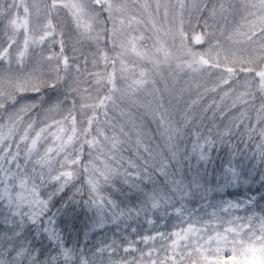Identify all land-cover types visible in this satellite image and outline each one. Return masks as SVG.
<instances>
[{"label": "snow or ice", "instance_id": "obj_1", "mask_svg": "<svg viewBox=\"0 0 264 264\" xmlns=\"http://www.w3.org/2000/svg\"><path fill=\"white\" fill-rule=\"evenodd\" d=\"M186 9L206 13L203 31L191 35L185 31ZM235 10L224 0L211 6L203 0H192L190 6L185 0H177L176 5H161L157 0L154 8L148 0H48L31 8L26 0H0L4 40L0 44L4 65L0 117L7 114L6 123H0V226L5 229L0 232V264H57L59 258L63 264H96V258L105 253L107 264H264V207L249 214L264 194L211 199L213 194L223 195L229 187L247 183L241 178L252 176L257 164L251 161L257 157L264 186V127L259 129L260 143L253 145L256 151L249 156L247 144L243 150L230 146L229 130L204 134L190 127H173L161 104L156 118L168 133L170 155L158 166V175L164 178L160 186L153 174L155 166L150 173L147 160L137 165L120 155L124 143L120 136L128 134L108 119V107L116 106L117 94L131 98L154 85L151 77L162 66L200 73L221 68V59L226 64L231 57L233 63L247 65L239 70L251 74L252 80L245 82L249 91L241 95L254 103L259 93L257 123H264L260 115L264 114V0H244L245 31L237 28L227 35L222 27L217 31V22L226 21ZM142 30L151 35L145 37ZM217 36L228 41V49ZM66 40L71 42V56L66 54ZM197 45L206 46L205 50L195 51ZM238 45L244 46L247 55L237 58L230 51ZM223 70L228 79L221 83L228 84L237 69ZM118 79L126 82L123 90L117 87ZM85 84L90 87H82ZM102 89L106 95H100ZM93 90L95 102L79 106L82 113L88 110L91 115L80 122L85 126L78 127L77 98L92 99ZM26 94L36 99L26 100ZM65 105L67 114H63ZM53 112L61 118L50 119L48 113ZM188 123L185 118L184 124ZM85 146L90 159L81 167ZM144 151L151 156L147 147ZM81 171L87 174L86 187H75ZM70 187L74 190L65 195ZM58 199L59 207L52 212ZM133 199V207L121 208V203ZM197 202H202L199 207L190 206ZM169 208L178 221L174 230L139 235L123 248L128 253L140 251L135 247L138 242L150 245L146 253L140 251L139 262L111 259L116 253L112 244L96 247L91 260L82 249L75 257L64 243L63 233L75 230L78 222L87 237L89 231H102L109 222L117 231H126L129 221L142 215L147 224L155 225L151 214L159 212L163 220L170 215ZM241 210L245 215L235 214ZM53 246L59 255L43 260Z\"/></svg>", "mask_w": 264, "mask_h": 264}, {"label": "trees", "instance_id": "obj_2", "mask_svg": "<svg viewBox=\"0 0 264 264\" xmlns=\"http://www.w3.org/2000/svg\"><path fill=\"white\" fill-rule=\"evenodd\" d=\"M30 8L34 4L35 0H26ZM37 2V1H36ZM48 0H43V4L47 3ZM143 2V0H141ZM205 3L211 4L210 0H206ZM230 3V1H229ZM22 14V10H21ZM241 15H244L242 12ZM66 18V17H64ZM206 18V13H200L196 18H191V26H188V30L191 35L196 31H203V23ZM54 22L57 21V18L54 17ZM212 23V21H209ZM3 28V22L0 21V29ZM59 30V26H58ZM68 31L67 27L64 29ZM246 29L244 28L245 31ZM221 39V43L224 44L227 49L228 46L223 41L222 37L217 36ZM4 40L2 34H0V44H3ZM148 44V43H147ZM104 47V45H101ZM206 46H195V51H204ZM58 51L59 49L56 48ZM90 51H94V47L89 48ZM236 57L239 58L242 54L247 55V52L244 50L243 45L234 46V51ZM66 54L71 56V42L66 40ZM111 54V53H110ZM222 67L217 68H208L209 79L206 80L204 85H198L197 87L185 88L184 85L179 88H175L173 85H169L165 93H162L160 96H156L151 92L150 86L146 89L138 92L136 95L129 97L120 98L117 94L116 96V106L113 107L109 105L108 107V119L112 123L121 125L124 127V131L128 134L125 136H120V139L124 141L120 155L125 158V160H132L137 165H142L143 161L147 160L150 168L149 171L152 173L153 167L157 168V173H153L155 178L160 186H163L164 178L158 175V166L162 159L167 158L170 155L169 147L170 142L167 139L168 133L165 131V127L161 122L156 118L162 111L160 105L163 104V109L167 110V116L171 117V125L173 127L188 128L190 127L192 131H200L204 134H207L208 130L213 132H225L229 130L231 132L230 146H235L240 150L244 149V145L247 144L248 152L246 155H251L256 149L253 145L260 143L259 129L264 127V123H257L258 119V110L260 108L261 100L259 98V93L256 94L255 102H251L250 98L243 96L241 94L246 93L249 89L246 87L245 82L251 81V74H246L239 69L247 65H242L240 63H233L230 57V60L225 64L223 59H221ZM4 65L0 62V69H3ZM118 67V66H117ZM224 67H233L237 69L235 74L229 80L228 84H223L221 81L223 79H228V74L223 70ZM90 70L91 66H89ZM111 69H109L110 71ZM258 70V68H257ZM126 82L119 80L117 81V87L121 90L124 89ZM82 87H90L89 84L82 85ZM253 92H256V89H252ZM176 92V93H175ZM227 93V95H225ZM107 93L102 89L100 95H106ZM82 95H86L82 93ZM92 99H85L81 101L77 98V121L78 127L85 126L80 122L86 119L87 115H91V112L84 110L82 113L79 109L81 103H94L97 93L95 90L91 93ZM47 97V94H46ZM36 96L34 94H26V100H35ZM247 101V102H246ZM69 106H63V114H67V108ZM131 113V116L121 115L120 113ZM99 119L103 121L105 117L102 113H97ZM6 113L0 117V123H6ZM43 114H41L42 117ZM264 115V114H260ZM49 118L60 119L61 116L56 113H48ZM185 118L189 121L188 125L184 124ZM27 120V117L25 118ZM39 126V125H38ZM255 129V131H251ZM111 135V131L106 129ZM139 133V136L137 135ZM185 136L187 132L185 131ZM251 135L252 139L248 140L247 137ZM139 140V144L137 141ZM147 147L151 156L144 151V148ZM89 149L87 146L84 147L83 155L81 156V167L88 163L90 157L88 155ZM95 155V152H93ZM246 163H248L246 161ZM251 163H256L257 167L253 170L252 176L242 177V180H246L247 183H241L234 187H229L223 195L213 194L211 199L222 197V196H242L245 193H255V194H264V186H261L259 177H260V165L258 163V157L256 160L251 161ZM75 170V169H72ZM169 177L168 179H171ZM179 179V177H176ZM211 179V176L209 177ZM87 174L83 171L80 172L79 179L74 181L75 187L85 186L86 187ZM49 190L50 187H49ZM74 190L73 187H70L66 190L65 195L71 194ZM41 195H44L42 190ZM118 203L121 201V197H114ZM79 199V197H77ZM136 201H126L121 203V208L133 207ZM202 203V202H197ZM194 203V204H197ZM258 203H264V200H259ZM54 205L51 208L52 212H56V209L59 207V199L54 202ZM193 205V204H191ZM179 206V204H177ZM260 212L261 206L256 207L255 209H250L251 211ZM168 212L173 211L172 208L167 209ZM236 215H245V212L238 213ZM160 213L156 212L151 214L150 218L157 219L158 221H164L166 223V229L169 231L174 230V225L177 224V218L173 215L165 217L163 220L159 218ZM58 223H60L58 221ZM129 229L117 231V228L109 226L104 228L102 231H89L87 237L83 235L81 231L79 222L75 230H66L64 235V243L66 246L74 250L75 257H79L81 252L79 249L83 250L84 256L88 257L90 260L92 258V253L96 250V247L103 246L106 244H112L116 248V252L112 255L111 259L119 260V257L122 256L123 248L127 245L128 241L136 238L141 235L144 231L146 222L143 215L135 220L129 221ZM63 224L61 223V227ZM135 227L137 231L133 233L131 228ZM5 231V229L0 226V232ZM87 240V243H85ZM115 241V244H113ZM158 246V244H157ZM160 248V247H159ZM227 254V253H226ZM49 255H59L53 249L46 250L44 253L43 260H46ZM163 256V253H160ZM107 260L109 259L108 254L103 255ZM98 257L96 258L97 261ZM57 264H63L62 258H59Z\"/></svg>", "mask_w": 264, "mask_h": 264}, {"label": "rangeland", "instance_id": "obj_3", "mask_svg": "<svg viewBox=\"0 0 264 264\" xmlns=\"http://www.w3.org/2000/svg\"><path fill=\"white\" fill-rule=\"evenodd\" d=\"M33 1V0H31ZM37 1V2H36ZM211 4H209L210 6L212 4L218 3V0H210ZM230 1V3H229ZM157 2V0H148V3L153 5V8L155 6V3ZM160 4L163 5L165 3L169 4V5H176L177 0H159ZM186 4H188L189 6L192 3V0H185ZM201 0H196V3H200ZM203 2H206V0H203ZM224 2L226 3V5H234L235 6V12L232 15H229L226 21L223 20H219L217 22V31L219 30V28H223L225 34H229L231 32H233L235 29L239 28L240 31L244 30V28L242 27V25L244 24V20H243V16L241 15L243 10H242V5L244 3V0H224ZM35 4H39V5H43V0H35L34 2ZM189 10L191 9H186L185 14H184V18H185V31L188 30V26H191V22L193 20H191V18H196L199 14L195 11V10H191V15H189ZM170 11V15L172 13V9H169ZM163 13V8H161V14ZM157 19H159V17H157ZM64 24H67V18H64ZM144 31V35L145 37H148L149 35H151V33L149 31L146 30H142ZM225 39L223 38V41ZM148 46L151 45V41L148 40L147 41ZM225 44L228 46L229 48V43L228 41H225ZM227 48V49H228ZM230 51H234V46H232L230 48ZM209 70L205 69L203 71H201L200 73H191V72H177L175 70V67H171L169 68L168 66H162L160 68L159 74H154L151 79H153L155 81L154 85H149L151 92H153L156 96H160L162 93H165L166 88L169 85H173L175 88H179L180 90V86L184 85L185 88H190V87H197L198 85H204L206 83V80L209 79L210 75H209ZM176 93V92H175ZM249 195H254V196H259V194H255V193H245L242 196H222V197H217V198H213L214 200H220V199H232V200H239V199H244ZM258 203V201H257ZM200 203L197 204H193L190 205L192 207H199ZM259 206L264 207V203H258ZM207 211H211V209H207ZM244 212L243 210L236 212L235 214L238 213H242ZM170 215H173L174 217L175 214L173 213V211L169 212ZM156 224L155 225H149L146 223L144 231L142 232L141 235H151L154 234L155 231H163V232H169L168 229H166V223L164 221H158L156 218ZM138 239V236L134 239H131L133 241H136ZM155 243V247L157 249H159L160 247V242L157 240ZM158 244V246H157ZM127 247V245L125 246ZM135 247L137 249H139L140 251L143 252H147L149 250L150 245H145L143 243H137L135 245ZM140 251H130L128 253H125L124 251L122 252V256L119 257V260H125V261H130L132 259L137 260V262H139L140 260ZM118 253V252H116ZM155 258V257H153ZM101 259H103L104 264H107L108 260L105 257H98L96 264H101ZM147 258L145 257V260Z\"/></svg>", "mask_w": 264, "mask_h": 264}]
</instances>
